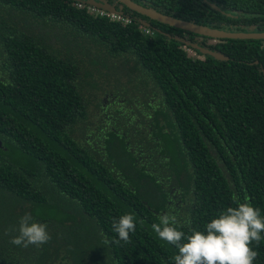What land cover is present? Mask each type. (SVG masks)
<instances>
[{"label":"trees","instance_id":"trees-1","mask_svg":"<svg viewBox=\"0 0 264 264\" xmlns=\"http://www.w3.org/2000/svg\"><path fill=\"white\" fill-rule=\"evenodd\" d=\"M77 1L0 0V264H264V39ZM129 1L264 31V0ZM118 60L133 76L93 75ZM135 77L149 101L123 95ZM126 108L136 122L107 124Z\"/></svg>","mask_w":264,"mask_h":264},{"label":"rangeland","instance_id":"rangeland-1","mask_svg":"<svg viewBox=\"0 0 264 264\" xmlns=\"http://www.w3.org/2000/svg\"><path fill=\"white\" fill-rule=\"evenodd\" d=\"M146 19V18H145ZM49 40V38H46V41H48ZM113 64V65H112ZM112 64H110V65H112L110 68L109 67H101V68H99V67H97V66H94L93 68H92V73H94L93 75L97 78V77H100L99 78V80L100 79H102V81H105V85H108V82H112V78H114V77H116V75L115 74H118V73H120V74H122V76L123 75H128V76H133V74L134 73H132V70H131V68H132V63L131 62H126V63H122L121 61H116V62H113ZM104 68V72L102 71V69ZM107 71H108V74H107ZM85 77V76H84ZM83 76H81V75H79V78H82L80 81L82 82V80H83V78H84ZM93 78V77H92ZM121 80H122V78H121ZM123 80L125 81V79L123 78ZM148 81H147V79L145 78V80H143V81H140L139 83H138V79L135 77L134 79H133V84H130V82H127L125 85L126 86H124V84H123V86L124 87H126V88H133V89H129L128 90V94H123L126 98H127V100H130V101H132V103H133V101H136L137 100V98L139 99V101H149V99H150V95H152L153 94V91L150 89V87H148ZM78 85H80V83L78 84ZM89 85V84H88ZM90 87H91V85H89ZM141 87H145L146 89H144L143 91H141V90H136V88H141ZM80 88H81V86H80ZM87 91H88V93H86V95L85 96H88V95H90V96H96V94H94V93H92L90 90H88V88H87ZM92 93V94H91ZM133 94H135V95H133ZM138 94V95H137ZM99 97V96H98ZM156 101V100H155ZM151 107H153V105L151 106ZM137 110H139V109H137ZM146 110H148V108L146 109ZM122 111V113H120L118 116H114L115 114H117L118 112H121ZM135 111V110H134ZM152 111V110H151ZM108 115V118H109V120H110V122L108 123L107 122V124H109V125H118V122L120 121V120H122V119H124V120H134L133 122H136L137 120H135L134 118H135V115H133V114H130V111H129V109L128 108H126V109H120V110H112L111 111V113L110 114H107ZM138 115V114H137ZM136 115V116H137ZM81 126L82 127H84V123L83 124H81ZM87 126V124H85V127ZM144 133V132H143ZM137 135H138V132H137ZM137 135L135 136V138L137 137ZM139 136L140 137H143L144 135H140L139 134ZM108 143H106V145H107ZM116 149V148H115ZM115 149H113L112 147H111V149H110V153L108 154L107 152V155L106 156H110V155H113V157L111 158L112 159V161H113V163L115 164V166H121L122 168H124V169H126L127 168V166H128V162L125 160V158L121 155V151H117V149L115 150ZM104 151H106V148H104ZM105 153V154H106ZM168 160L167 159H165L164 161H163V163H162V166L165 168V169H167V165H166V162H167Z\"/></svg>","mask_w":264,"mask_h":264},{"label":"water","instance_id":"water-1","mask_svg":"<svg viewBox=\"0 0 264 264\" xmlns=\"http://www.w3.org/2000/svg\"><path fill=\"white\" fill-rule=\"evenodd\" d=\"M120 2L121 6L124 5L127 8L136 11L137 13L148 17L150 19L157 20L162 23H166L169 25H172L174 27L181 28L183 30H187L199 35H205L209 37L214 38H232V39H245V38H264V32L263 33H251V32H236V31H224V30H218L214 28H208L205 26H200L197 24H193L191 22L177 20L173 17L163 15L155 10H152L150 8H145L140 5H137L129 0H117ZM91 3L95 6H98L100 8H104L107 10H110L112 12H115V8L110 7L109 5L105 3H96L94 1H91ZM143 26L148 27V23L145 20H141V23ZM194 46H197L194 44ZM2 145V142L0 140V146Z\"/></svg>","mask_w":264,"mask_h":264},{"label":"flooded vegetation","instance_id":"flooded-vegetation-1","mask_svg":"<svg viewBox=\"0 0 264 264\" xmlns=\"http://www.w3.org/2000/svg\"><path fill=\"white\" fill-rule=\"evenodd\" d=\"M91 1H94V2H96V3H105V4H107V5H109L110 7H113V8H115V10L117 11V12H119V13H121L123 16H127V17H129L130 19H131V21H132V11L133 10H131V9H129L130 11H128V12H125L124 10H123V6H121V4H120V2L119 1H117V0H81V1H77V6L79 7V8H84V9H86L87 11L89 10L88 9V7L89 8H98V9H104V8H100V7H98V6H95V5H93L92 3H91ZM104 10H107V9H104ZM257 13H260V14H262V15H264V10H258V12ZM92 14H94L95 16H96V14L93 12ZM146 21V20H145ZM264 31H256V32H251V33H263ZM261 39H264V38H261ZM185 48H188V49H191L190 47H188V46H184ZM192 51H193V49H191Z\"/></svg>","mask_w":264,"mask_h":264},{"label":"built area","instance_id":"built-area-1","mask_svg":"<svg viewBox=\"0 0 264 264\" xmlns=\"http://www.w3.org/2000/svg\"><path fill=\"white\" fill-rule=\"evenodd\" d=\"M88 9H89L88 12H90V13L94 12L96 14V16L107 17L111 20H116V21H119V22L124 23V24L131 22V19L129 17L123 16L121 13H119L117 11L112 12L110 10L98 9V8H94V7L93 8L88 7ZM139 27L141 29H143L145 33H151V30L149 29V27H145L142 24H140ZM187 50L190 53H194L191 49H187Z\"/></svg>","mask_w":264,"mask_h":264}]
</instances>
